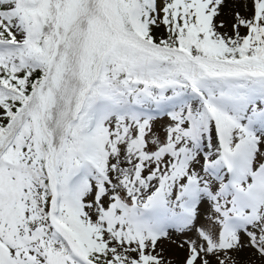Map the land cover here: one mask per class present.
<instances>
[{
    "label": "snow or ice",
    "instance_id": "1",
    "mask_svg": "<svg viewBox=\"0 0 264 264\" xmlns=\"http://www.w3.org/2000/svg\"><path fill=\"white\" fill-rule=\"evenodd\" d=\"M0 264H264V0H0Z\"/></svg>",
    "mask_w": 264,
    "mask_h": 264
}]
</instances>
